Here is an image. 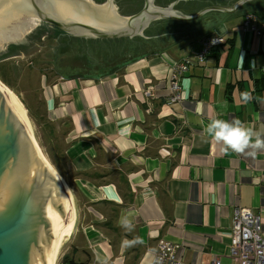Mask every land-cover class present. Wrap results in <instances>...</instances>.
<instances>
[{
	"label": "crops",
	"instance_id": "0c3cea01",
	"mask_svg": "<svg viewBox=\"0 0 264 264\" xmlns=\"http://www.w3.org/2000/svg\"><path fill=\"white\" fill-rule=\"evenodd\" d=\"M242 1L154 0L161 8L175 4L182 16L236 9L190 23L159 21L146 37L65 36L94 45L96 59L85 56L88 74L39 79L47 119L64 130L57 157L72 175L77 209L61 264H150L161 241L185 264H236L229 255L234 212L251 210L264 231V151L226 153L204 131L213 119H238L253 138L264 137V0ZM113 4L129 17L144 0ZM249 14L260 36L243 30ZM211 36L225 45L197 63L200 42ZM184 59L193 65L183 76V98L170 103L169 76Z\"/></svg>",
	"mask_w": 264,
	"mask_h": 264
},
{
	"label": "water",
	"instance_id": "95a60500",
	"mask_svg": "<svg viewBox=\"0 0 264 264\" xmlns=\"http://www.w3.org/2000/svg\"><path fill=\"white\" fill-rule=\"evenodd\" d=\"M153 1L144 0L138 13L124 17L113 0H0V59L24 61L61 36L101 41L146 37L147 27L159 21L190 23L236 9L214 6L182 16L175 13V4L161 8ZM25 136L0 93V264H48L71 216Z\"/></svg>",
	"mask_w": 264,
	"mask_h": 264
},
{
	"label": "rangeland",
	"instance_id": "374dc122",
	"mask_svg": "<svg viewBox=\"0 0 264 264\" xmlns=\"http://www.w3.org/2000/svg\"><path fill=\"white\" fill-rule=\"evenodd\" d=\"M94 49L95 46L92 44L87 45L84 41L61 36L56 38L52 46L24 61L0 59V74L8 81L9 86L1 83L23 104L26 118L33 131L35 146L40 155L50 163L68 186L71 195L72 190L68 181H71L72 175L68 173L63 160L57 157L63 149L62 134L64 130L51 125L47 119L40 98L39 79L41 76L55 79V74L67 77L81 74L83 70H86L83 62L85 56L89 60L95 61ZM86 72L89 73L88 70ZM53 74L54 76H52ZM36 109H38V113ZM74 204L73 198V207L77 218V209ZM66 244L59 251L56 264H61L60 258L63 256Z\"/></svg>",
	"mask_w": 264,
	"mask_h": 264
},
{
	"label": "built area",
	"instance_id": "2783aa9c",
	"mask_svg": "<svg viewBox=\"0 0 264 264\" xmlns=\"http://www.w3.org/2000/svg\"><path fill=\"white\" fill-rule=\"evenodd\" d=\"M254 17L246 15L242 28L255 36L260 31L252 25ZM226 41L220 36L207 37L200 42V50L195 54L194 60L203 63L213 50L225 45ZM193 59H184L174 64L169 76V89L172 92L170 103L183 98V76L193 65ZM229 255L236 264H264V231L260 217L251 210L238 208L232 217L230 231ZM150 264H185L177 257L175 247L166 241L159 242L156 254ZM208 264H221L218 258L212 259Z\"/></svg>",
	"mask_w": 264,
	"mask_h": 264
},
{
	"label": "bare ground",
	"instance_id": "6f19581e",
	"mask_svg": "<svg viewBox=\"0 0 264 264\" xmlns=\"http://www.w3.org/2000/svg\"><path fill=\"white\" fill-rule=\"evenodd\" d=\"M0 93H1V96H3V99L13 109L19 124L23 128L25 135L28 137L27 138L25 136L26 139L28 140V142H30V146H31V148H32V150H33V152H34V154H35V156H36V158H37V160H38V162H39V164H40V166H41V168H42V170H43V172L47 178V180L55 188L56 192L59 193L70 206L71 216H70V218L66 224L62 240L48 261V264H56V260L58 258L59 251L62 250L61 248L68 242L71 235L75 231L76 215H75V210L73 207V198H72V195L70 193L68 186L64 183V181H62V179L59 177V175L57 174L55 169L50 165V163H48V161L40 155L37 147L35 146L34 138H33V136H34L33 131H32V128H31V126H30V124L26 118L27 116H26V110H25L24 106L21 104L19 99L14 94H12V92H10L1 82H0ZM74 206H75V204H74Z\"/></svg>",
	"mask_w": 264,
	"mask_h": 264
},
{
	"label": "clouds",
	"instance_id": "9594fccd",
	"mask_svg": "<svg viewBox=\"0 0 264 264\" xmlns=\"http://www.w3.org/2000/svg\"><path fill=\"white\" fill-rule=\"evenodd\" d=\"M204 131L212 139L222 143L226 153L228 151L246 153L248 156L255 157L258 151H264V137L257 135L253 138V132L245 128L238 119L231 121L213 119L207 124ZM249 149L251 151H247ZM122 226L128 230L132 228L127 219L122 220Z\"/></svg>",
	"mask_w": 264,
	"mask_h": 264
},
{
	"label": "trees",
	"instance_id": "16d2710c",
	"mask_svg": "<svg viewBox=\"0 0 264 264\" xmlns=\"http://www.w3.org/2000/svg\"><path fill=\"white\" fill-rule=\"evenodd\" d=\"M57 32H59L58 30H57ZM61 33V32H60ZM0 82H2L3 84H5V85H7V86H9V84H8V81L2 76V74H0ZM9 90V89H8ZM16 96V95H15ZM20 101V100H19ZM21 102V101H20ZM22 104V103H21ZM23 105V104H22ZM58 169V168H57ZM62 264H73V262H70V261H68V258H64L63 259V261H62Z\"/></svg>",
	"mask_w": 264,
	"mask_h": 264
},
{
	"label": "flooded vegetation",
	"instance_id": "af4514ba",
	"mask_svg": "<svg viewBox=\"0 0 264 264\" xmlns=\"http://www.w3.org/2000/svg\"><path fill=\"white\" fill-rule=\"evenodd\" d=\"M100 2L103 1V0H99Z\"/></svg>",
	"mask_w": 264,
	"mask_h": 264
}]
</instances>
